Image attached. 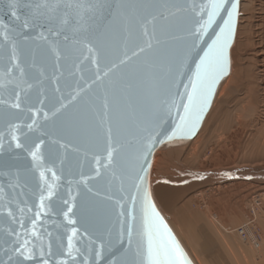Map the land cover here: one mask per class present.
<instances>
[{
  "label": "snow or ice",
  "instance_id": "obj_1",
  "mask_svg": "<svg viewBox=\"0 0 264 264\" xmlns=\"http://www.w3.org/2000/svg\"><path fill=\"white\" fill-rule=\"evenodd\" d=\"M101 7L103 5L96 0H10L13 17L20 19L19 13L23 11L25 28H43L50 35L59 36L64 32L69 16L74 14L79 27L72 29L75 38L71 43L86 49V53L81 51L77 57V68L81 70L80 66L88 62L95 66V71L86 81L83 75L79 77L75 82L78 90L73 94L71 79H65L61 85L60 77L55 74L49 78L39 69L35 73L29 72L30 68H36L35 63L22 65L19 49L28 36L11 42V52L6 53L11 67L4 74L6 79L0 81V87L15 85L9 90V94L14 95V102L0 100V105L4 106L0 121L6 127V132H0V149L7 135L10 146L14 143L17 149L22 148L30 155L33 163L25 186L35 180V191L32 188L29 191L38 197V202L28 208L32 213L27 217L30 227L24 208H19V221L13 210L7 208L4 219L14 224L18 222L19 230L10 228L0 238V264H101L105 254H112L118 248L122 251L113 255L109 264H189L153 198L151 159L156 147L174 138H191L196 134L218 84L230 70L239 0H200L198 4L195 0L121 3L117 12L124 22V47L119 55L109 60L110 67L106 71L100 66L102 47L95 46L89 39L92 27L89 22ZM170 17L182 26L183 36L174 35ZM161 32L182 40L183 49L179 52L162 50ZM37 38L48 39L43 31ZM5 40H8L7 36ZM64 40L69 41V36L64 35ZM52 52L56 58L55 73L59 71L61 59L66 57L55 46ZM193 53L197 57L193 61L194 70L188 68ZM186 68L190 74L185 82ZM13 70L19 72V79H7ZM82 71L91 69L85 66ZM110 75L114 79L105 84V77ZM48 79L55 87L46 95L45 81ZM79 81H84L86 86H80ZM145 82L150 86L148 98L142 97L139 88ZM94 85L103 87L104 94L100 98L101 111L97 113L99 120L89 158V151H82L79 146L82 139L79 120L68 110L70 106L75 108L82 94L87 96ZM120 86H123V92H135L139 97L133 114L127 118L121 107ZM62 88L69 90L67 95L63 94ZM37 103L42 106L39 111L35 110ZM41 115L43 122L37 119ZM169 121L173 125L170 134L164 131ZM74 140L77 143H73ZM42 148L47 149L49 161L53 164L58 161L62 166L69 159V148L77 155L78 179H68L64 191H58L59 185L55 183L60 179L57 172L45 167ZM46 171L51 172L52 183L46 178ZM67 175H73L71 164L67 165ZM99 180L110 186L119 181L118 191L127 193L130 201L126 209L121 202L125 199L123 195L115 200L120 209L115 229L101 230L91 220L94 198L100 196L93 184ZM105 199L112 201L114 196L106 193ZM137 206L139 241L136 240ZM48 214L62 215L65 222L62 233L54 235L47 229L38 231L41 217Z\"/></svg>",
  "mask_w": 264,
  "mask_h": 264
},
{
  "label": "water",
  "instance_id": "obj_2",
  "mask_svg": "<svg viewBox=\"0 0 264 264\" xmlns=\"http://www.w3.org/2000/svg\"><path fill=\"white\" fill-rule=\"evenodd\" d=\"M96 2L103 5V7H101L95 13L93 19L89 22L92 26L89 30V39L95 46L102 47L100 66L103 71H106L107 67H110L109 60L114 58L116 55H119L124 47L122 34L124 22L121 18V15L118 14L117 8L121 3H140L141 0H96ZM199 2L200 0H195V3L198 4ZM9 4L10 0H0V81H4L6 79L4 74L7 69L11 67V62L7 60L6 53L10 54L11 52L12 40H23V36H28L29 39L27 41H24L19 49L20 61L22 65L35 63L36 68H30L29 72L35 73L37 69H39L45 73L46 77L49 78L55 74L56 76L60 77L61 85H63L65 79H71L74 83V87L73 89H71V91L74 94L78 90L75 87V82L79 80V77L83 75L84 81H86L91 75V72L95 71V66L88 64V62H85V65L80 66L81 70H78L77 68V64L79 63L77 57L80 56L81 51H84L86 53V49H83L80 45H73L71 43V41L75 38L72 29L79 27V25L77 24V20L74 18V14H71L69 16V22L64 26V32H62L59 36H55L50 35L46 31V29L43 28H25L23 26V11L19 13L20 19H17L11 15L12 9L9 8ZM240 5L241 0H239V14ZM65 11H68V9H65ZM169 22L174 25L173 33L175 36L181 37L184 35L182 26L178 24L175 19L170 17ZM218 23H222V21H218ZM238 23L239 16L232 47L234 46L236 40ZM40 31H43L45 36L48 37L47 40H41L37 38ZM64 35L69 36V41L64 40ZM5 36L8 37V40H5ZM159 39L161 40L160 48L162 50H175L179 52L184 47V42L182 40L173 39L172 36L166 32L159 33ZM66 45L68 46L67 48L65 47ZM53 46H55L57 51L61 52L64 57H66V59H61L60 64L58 65L59 71H56L55 73L53 65L56 63V58L52 52ZM128 46L129 48H131L133 47V44L130 42ZM232 47L230 50V57ZM105 53L108 54L107 58L105 57ZM200 54H202V52ZM195 59H197V57L195 56V53H193L192 57H190L188 60V68L194 70L193 61ZM74 61H76V63H74ZM85 66L91 69V71H82ZM231 66L232 58L230 60V70L226 77H228L231 73ZM188 68L185 69V82L187 80V75L190 74ZM13 77L19 79V72L13 70L12 74L8 76L7 79H12ZM110 79H114V77L111 75L109 77H105L104 83L107 84ZM224 79L218 84L214 96L211 100L210 107L207 109L202 121L200 122L196 134L191 138H174L164 145L156 147L151 159L152 166L154 155L160 148L175 147L187 144L198 135L208 113L212 108L218 89ZM84 81H79L80 86H86ZM29 82L31 83L32 81L30 80ZM45 83L47 86L45 94H51L52 89L55 87L54 83L51 79L46 80ZM14 86V84H11L7 85V88L0 87V100H7L9 101V103L14 102V95L9 94V90ZM122 88L123 86H120V89H118V91H120L123 96L121 107L125 114V117L127 118L128 116H131L133 114V107L139 102V97L135 92L131 94L123 92ZM139 88L141 90L142 97L148 98L150 95L149 84L145 82L144 84L139 85ZM68 91V89L62 88V92L64 95H67ZM103 94L104 88L94 85L93 89L89 91V94L87 96H84L82 94V99L77 103L75 108H72L70 106L68 110L70 115L76 117L79 120L82 135V139L79 141V146L82 151H89V158L91 156V152L93 151L92 144L94 143L95 127L97 121L99 120V116L97 115V113L101 111L100 98L103 96ZM57 95H60V93H57ZM84 100H87V103H85ZM41 107L42 106L37 103L35 105V110L39 111ZM3 109L4 106L0 105V112H3ZM45 110H47V107H45ZM37 119L38 121L43 122L42 115L40 117H37ZM172 127L173 125L171 121H169V123L164 126V131L170 134V130ZM0 132H6V127L3 121H0ZM73 143H77V141L74 140ZM2 144L3 147L2 149H0V238H2L10 228H16L19 230L18 222L14 224L10 220L4 219L7 216V208H11L13 210V212L17 216V221H19L20 219L19 208H24L25 219L30 227V222L27 221V217L31 216L32 213L28 212V208L33 207L34 203L38 202V197H34L29 191L30 188L35 191V180H33L28 186H25V179L28 174V170L32 168L33 163L30 155H28V153L25 152L22 148L17 149L14 143H12L10 146L9 138L7 135H5ZM41 151L45 155V167H51L54 171L57 172V175L60 176V179L58 181H55V183L59 185L58 191H64L67 188L68 179H78V169L76 167L77 155L72 153L71 148H69L68 150L69 159L65 161V165L63 166L60 165L58 161L53 164L47 159L46 148H42ZM69 164H71L73 172V175L71 177L67 175V165ZM62 167L64 168L63 173L61 172ZM85 171H87V168L85 169ZM35 176L38 179V172L35 173ZM46 178L50 183L53 182L51 172L46 171ZM72 187L73 191H75V183H73ZM93 187L95 190H98L100 192V196L94 198L95 207L91 213V220L93 224L99 227L101 230H103L104 228H117L118 225L116 217L120 209L115 205V200L119 199L120 196L123 195L125 199L121 202L125 204V208L127 209V207L130 206V201H128L127 199V193H120L118 191L119 181H114L110 186L104 180H99L98 182H94ZM106 193L108 195H113L114 199L112 201L106 200ZM34 210L35 209L33 208V211ZM53 211H55V209H53ZM165 222L167 227L173 234L175 240L178 242L183 252L185 253L186 259L188 260L189 264H194L166 220ZM64 223L65 222L62 219V215L48 214L41 217V222L38 224V231L43 232L44 229H47L48 231L56 235L64 231ZM139 233V207L137 206V241L141 239ZM0 243H2V239H0ZM120 251H122V248H118L112 254H105L104 258L101 261V264H109L112 256L118 254Z\"/></svg>",
  "mask_w": 264,
  "mask_h": 264
},
{
  "label": "bare ground",
  "instance_id": "obj_3",
  "mask_svg": "<svg viewBox=\"0 0 264 264\" xmlns=\"http://www.w3.org/2000/svg\"><path fill=\"white\" fill-rule=\"evenodd\" d=\"M252 2L253 0H241L238 37L236 35L237 39L231 51V74L224 79L218 89L210 110L213 111L214 116L209 118L208 113V118L206 117L198 135L187 144L180 145L176 149L162 147L154 155L151 170L153 198L165 220L169 219L164 212H161L162 208L173 214L169 223L181 240L179 242H183L194 264H264V225L261 219L264 209V189L258 191L261 192L258 196L253 197L254 204L251 208L253 215H238L234 208L235 203L233 204L231 200L227 201L232 205L226 204L227 207L223 205L224 208L220 209V213L213 212L210 205L194 209L190 204L192 195L200 187L215 186L214 200L220 204L225 200L221 198L222 195L228 196L231 192L238 194L237 191H241V188L252 184L248 181L264 184V165L249 169L242 161L241 165L238 163L234 168L218 167L213 172L210 171L211 173L199 168V162L209 161L215 153L214 150H210V155H206L208 141L216 133L221 120L226 117L228 105L234 94L236 96L242 91L239 90L241 78L247 79V84L243 83L244 85L258 83L259 86V89L255 88L254 91L245 88L244 97H252L255 101L258 98L264 99V39L258 44L263 59L260 61V77L257 82L251 79L249 73L251 70L247 71L245 67V58L251 51L247 43L251 25L249 8ZM189 143L191 146L188 145ZM186 145L189 147L185 149ZM166 150L168 151L164 152ZM215 162L216 160H213L210 165L213 163L216 167L217 162ZM232 178L238 181L232 183L234 182L231 181ZM245 192L247 190H243V193ZM231 198H239L238 200L241 201L242 196H231ZM227 201H223V204Z\"/></svg>",
  "mask_w": 264,
  "mask_h": 264
},
{
  "label": "rangeland",
  "instance_id": "obj_4",
  "mask_svg": "<svg viewBox=\"0 0 264 264\" xmlns=\"http://www.w3.org/2000/svg\"><path fill=\"white\" fill-rule=\"evenodd\" d=\"M240 11H241V5H240ZM249 13L248 14L251 20V25L249 27L250 31L248 34L249 40L247 43L248 45L247 47L248 48L250 47L251 53L249 52V54L246 56L247 58H245V63H246L245 67L246 69H248L247 71L251 70L249 71L252 77L251 79L256 80L255 82H257L260 77V66H261L260 61L263 59L261 57L259 51L260 48L258 44H260L261 40L264 39V0H253L249 8ZM239 21H240V14H239ZM239 24L240 23H238V29H239ZM253 56L257 58H254ZM244 72L246 73V70ZM243 83L247 84V79L245 80L244 78H241V81L239 82V90L242 91L239 92L236 96L234 94V97L230 100V103L228 105L229 108L226 111V115H225L226 117H224L223 120H221V123L219 124L216 133H214L212 138H210L208 141L206 155L207 156L210 155V150H214L215 153L209 161L202 160L201 162H199V166H200L199 168L201 170L213 172V170H215V168L218 167L234 168L238 166V163L241 165L240 162L242 161H243V165L247 166L249 169H253L259 165L261 166L264 165V99L258 98V100L255 101L253 100L252 97L250 98L244 97L246 96L244 91L245 88L247 89L250 88V91L252 90L254 91L255 88L259 89V86L258 83L255 84L252 83L250 85H244ZM212 116H214L213 111L212 112L210 111L209 118ZM217 123L218 122H216V125ZM188 145L191 146V143H189ZM188 145H186L185 149L189 147ZM178 147L179 146L169 147V149L170 148L176 149ZM167 151L168 150L164 152ZM213 160H216L217 162V163L215 162L216 167H214L213 163L212 165H210L211 164L210 162H212ZM231 181H234L232 183H235L238 180L232 178ZM248 182L252 184L241 188V191L239 192L237 191L238 194H233L231 192L230 195L228 196L226 195L227 197L224 195H222L221 197L222 199H225L223 200L224 202L227 200L229 201L231 200L233 204L235 203V207H234L236 209L235 211L240 216H242L243 214L253 215V211L251 210L252 205L254 204L253 197L258 196L261 193L258 191L264 189V184L262 183L259 185V182L257 181H248ZM243 190H247V192H245L246 194L243 193ZM214 194H215V186L209 185L202 188L200 187L192 195V199H190V204L194 209L199 207L205 208L206 206L210 205V208L213 212L220 213V209L227 207L225 205L229 204L228 203L229 201H227V203L224 204L223 201L222 203L217 204L214 200ZM237 195L242 196L243 199L241 198L240 201L238 200L240 197L238 199L231 198V196L237 197ZM202 196L203 198H201ZM235 201H237V203ZM164 209L162 208L163 211L161 212H164L166 216H168L169 220L166 221L169 224L170 228L173 230L174 234L176 235L173 227L169 223L171 221V218H173V214H171L169 210L165 209L166 210L165 211ZM263 214H264V209L262 210V215H261L262 223L264 225ZM176 237L178 238L177 235ZM178 240L181 241L179 238ZM180 243L183 246V242ZM185 251L187 252L186 249ZM187 254L189 255L188 252Z\"/></svg>",
  "mask_w": 264,
  "mask_h": 264
}]
</instances>
